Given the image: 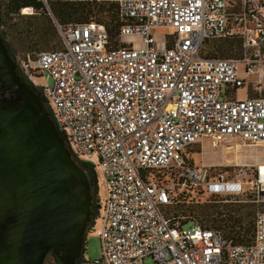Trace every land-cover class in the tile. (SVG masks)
Masks as SVG:
<instances>
[{
	"label": "built area",
	"instance_id": "2783aa9c",
	"mask_svg": "<svg viewBox=\"0 0 264 264\" xmlns=\"http://www.w3.org/2000/svg\"><path fill=\"white\" fill-rule=\"evenodd\" d=\"M114 1L115 45L101 23L56 24L59 48L16 59L71 157L101 174L90 264H264V154L226 174L193 160L204 139L264 149V0ZM226 39L239 41L236 55L203 54ZM247 194L256 208L243 241L169 210Z\"/></svg>",
	"mask_w": 264,
	"mask_h": 264
},
{
	"label": "water",
	"instance_id": "95a60500",
	"mask_svg": "<svg viewBox=\"0 0 264 264\" xmlns=\"http://www.w3.org/2000/svg\"><path fill=\"white\" fill-rule=\"evenodd\" d=\"M94 175L72 157L0 34V264H76Z\"/></svg>",
	"mask_w": 264,
	"mask_h": 264
},
{
	"label": "rangeland",
	"instance_id": "374dc122",
	"mask_svg": "<svg viewBox=\"0 0 264 264\" xmlns=\"http://www.w3.org/2000/svg\"><path fill=\"white\" fill-rule=\"evenodd\" d=\"M43 1L45 5L44 12L41 10H35L34 8H31L30 6H27L29 8V13L19 11V16L13 17L8 19L6 17L5 24H3V30L5 31V37L6 41H8L15 49H17L16 56L20 55L22 52V47L26 44L21 42L20 36H18V31L25 29H40V34L38 36L33 37L32 39L35 40V44L40 50H47V49H53L56 47L61 46V38L59 35V32L56 30V24L57 21L55 15L52 13L49 3L47 0H41ZM111 3V2H107ZM25 10V9H24ZM24 13V14H23ZM23 16V17H22ZM52 25L55 28L56 36L53 40H47V37L44 35V31ZM14 29V30H13ZM165 29H157L155 32L158 36H160L161 33H163ZM127 40H131L135 42V44H139L138 38H135L133 36L126 37ZM218 45V47H214V50H217L216 52L213 51V46ZM222 48H228V43L226 41H209L204 45L203 48V54L204 55H215L219 54L221 56H226L222 54L221 49ZM15 59V58H14ZM37 83L40 84H50L49 79H46L44 77H37L36 78ZM238 97H243L244 90L240 89L237 91ZM231 144V141L229 140H220L215 142H212L209 139H204L201 143L198 144L196 150V154L193 156V160L197 164H203V165H214L216 167V172H220L222 174H226V170L232 169L234 166H232L233 163H253L257 159V162L259 161V154H264V149L262 147H252V146H246V145H238L237 146H229ZM231 150V151H230ZM236 153V154H235ZM95 175H96V198L98 200V203L101 204V202L104 199L105 196V190L103 186V181L101 174L98 170V168H95ZM202 202H195L194 200L190 201L189 203H180L177 205H172L169 210H176L180 212L181 214L193 216L196 219H198L200 222L210 225V226H216L221 228L223 231L224 229L222 226L211 223V220L214 218L216 214L214 212V209L221 208L224 205H228L231 208H238L240 211L244 214V218L242 221L241 226L247 227L248 226V219L247 216L248 211H254L256 208V204L251 201L252 196L250 194H247L242 197H235L231 199H225V197H216V198H205L202 197ZM192 209L193 212L189 214L187 210ZM100 208L97 209V214L99 213ZM100 220L99 216L96 215V217L93 219V222L90 223L88 226L85 238H84V251L82 253V260L83 264H90V262L96 258L99 255V239L97 235V230L99 229ZM188 226V225H187ZM247 236V234H245ZM151 261L149 258H145V264H150ZM44 264H54L53 260L48 258Z\"/></svg>",
	"mask_w": 264,
	"mask_h": 264
},
{
	"label": "trees",
	"instance_id": "16d2710c",
	"mask_svg": "<svg viewBox=\"0 0 264 264\" xmlns=\"http://www.w3.org/2000/svg\"><path fill=\"white\" fill-rule=\"evenodd\" d=\"M50 6L52 13L55 15L57 21L55 24L60 25L64 28L68 23H82L88 21H95L101 23L105 26L107 33L110 37V42L112 45L116 44L118 28L121 24L117 15L116 4L114 0H98V1H89V0H81V1H72V0H47ZM111 2V3H107ZM30 6L35 10H41L44 12L45 5L41 0H0V34L4 39V42L8 46L9 51L12 53L15 60L17 57L25 56L26 54L34 55L35 53L41 51L37 45L35 44V40L32 38L38 36L41 32L40 29H25L24 31H18V36H20V40L23 43H26L22 47V52L18 56L17 49H15L8 41H6L5 31L3 30V24H5L6 17L11 20L13 17L19 16V11ZM24 14V13H23ZM23 17V16H22ZM14 30V29H13ZM57 30V27H56ZM58 31V30H57ZM44 35L47 37V40H53L56 36L55 28L51 23L45 31ZM215 41V40H213ZM228 43V48H222V54L226 56H234L238 50L239 41L237 39H226L223 40ZM208 43V42H207ZM218 47V45L213 46ZM59 48V47H56ZM55 49V48H53ZM48 50V49H47ZM219 55V54H215ZM210 56V55H207ZM221 56V55H220ZM25 77V76H23ZM36 92L40 95V97L46 102V99L41 91V89L37 86H33ZM61 133V132H60ZM63 136V133H61ZM84 168L88 169V171H92L94 175L91 193H92V203H91V211H92V219L97 215V209L99 204L96 198V175L95 170L92 165L86 162H79ZM225 199H231V197H225ZM189 214L193 212L192 209L187 210ZM215 216L211 220V223H216L224 229V234L227 237L234 238L236 241H243L246 236L249 235L252 231V222H253V214L254 211H248L247 216L248 226L242 227V221L244 218V214L238 208H231L228 205H224L221 208L214 209ZM84 251V243L82 253ZM50 258L53 260L54 264H61L60 261L56 258L52 251H49L45 257L43 264L45 261ZM83 263L82 255L76 261V264Z\"/></svg>",
	"mask_w": 264,
	"mask_h": 264
},
{
	"label": "bare ground",
	"instance_id": "6f19581e",
	"mask_svg": "<svg viewBox=\"0 0 264 264\" xmlns=\"http://www.w3.org/2000/svg\"><path fill=\"white\" fill-rule=\"evenodd\" d=\"M24 9H25V10H24ZM24 9H22L23 12H27V11L29 10L28 7L24 8ZM27 13H29V11H28ZM235 139H236V138H235ZM260 170H261V172H262V168H260Z\"/></svg>",
	"mask_w": 264,
	"mask_h": 264
},
{
	"label": "flooded vegetation",
	"instance_id": "af4514ba",
	"mask_svg": "<svg viewBox=\"0 0 264 264\" xmlns=\"http://www.w3.org/2000/svg\"><path fill=\"white\" fill-rule=\"evenodd\" d=\"M81 167H82L83 169H85L86 171H88V169L84 168L82 165H81ZM91 187H92V186H91ZM81 264H83V263L81 262Z\"/></svg>",
	"mask_w": 264,
	"mask_h": 264
}]
</instances>
